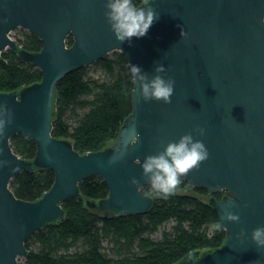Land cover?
I'll list each match as a JSON object with an SVG mask.
<instances>
[{
  "label": "water",
  "instance_id": "1",
  "mask_svg": "<svg viewBox=\"0 0 264 264\" xmlns=\"http://www.w3.org/2000/svg\"><path fill=\"white\" fill-rule=\"evenodd\" d=\"M149 2L158 19L143 37L121 43L106 22V0H0V58L10 49L41 73L39 81L0 91V104L12 115L0 136V264H20L18 258L28 253L24 242L62 217V202L79 197L78 182L90 175L99 176L108 192L86 205L105 214L146 213L153 199L141 191L148 183L137 161L196 126L205 129L203 136L193 135L209 157L183 178L209 193L223 191L208 204L226 230L220 246L190 250L171 264H264V249L251 240L252 230L264 225V0ZM17 27L36 36L40 49L20 47L9 35ZM113 51L149 78L163 64L161 75L175 81L171 103L144 101L132 78L131 110L117 137L102 149L80 153L68 138L51 133L54 88L69 71ZM19 133L34 141L33 159L10 147ZM37 168L52 170L50 187L33 200L16 197L10 179ZM133 178L138 184L130 183ZM229 201L238 223L224 219ZM242 229L245 236L238 237Z\"/></svg>",
  "mask_w": 264,
  "mask_h": 264
},
{
  "label": "trees",
  "instance_id": "2",
  "mask_svg": "<svg viewBox=\"0 0 264 264\" xmlns=\"http://www.w3.org/2000/svg\"><path fill=\"white\" fill-rule=\"evenodd\" d=\"M15 41L27 51L41 47V41L25 29ZM66 43H72L71 36ZM92 66L91 71L86 65L66 73L53 93L51 133L68 138L80 153L111 144L131 110L133 81L123 54L113 51ZM40 78L38 68L19 60L10 49L2 51L0 91L18 89ZM9 144L21 158L33 159L36 146L30 137L15 134ZM53 179L51 169L22 170L10 179L9 187L16 197L33 200ZM78 187L79 197L62 202V217L24 242L28 253L18 258L20 264H171L190 250L213 249L223 241L224 230L212 228L220 220L208 204L211 195L219 199L223 191L209 193L190 186L182 177L174 193L164 198L148 184L141 187L153 199L146 213L113 215L85 203L107 196L99 176L83 178Z\"/></svg>",
  "mask_w": 264,
  "mask_h": 264
},
{
  "label": "clouds",
  "instance_id": "3",
  "mask_svg": "<svg viewBox=\"0 0 264 264\" xmlns=\"http://www.w3.org/2000/svg\"><path fill=\"white\" fill-rule=\"evenodd\" d=\"M105 19L110 30L118 42L130 41L132 37H143L153 22L158 19V14L151 6L149 0H143L142 5H137L134 0H106ZM181 36L186 33L180 32ZM129 65L130 73L135 84H139V95L144 101L155 100L164 104L171 103L174 93L175 81L171 77L165 78L166 69L163 64L154 68L156 75L149 78L148 73L143 72L139 66ZM12 122L11 111L4 104H0V136L4 135L7 127ZM203 136L205 129L196 126L192 132L181 135L178 140H170L163 145L162 150L148 155L143 162L137 161L142 168V178L146 179L152 191L157 196L167 198L172 195L181 184V178L189 172L199 169L202 162L208 159L209 152L202 140L195 139ZM139 133L135 135L132 143H137ZM131 184L138 181L133 178ZM232 201L224 205V219L238 223L240 217L229 209ZM215 231L226 230L220 222L212 224ZM245 236L242 229L238 237ZM251 240L258 249H264V225L254 228L251 232Z\"/></svg>",
  "mask_w": 264,
  "mask_h": 264
},
{
  "label": "rangeland",
  "instance_id": "4",
  "mask_svg": "<svg viewBox=\"0 0 264 264\" xmlns=\"http://www.w3.org/2000/svg\"><path fill=\"white\" fill-rule=\"evenodd\" d=\"M21 29L22 28L17 27L15 29L11 30L10 33H9L10 37L15 40V38L17 37V35H19V32H20ZM88 66H91V69H90V71H91L93 69L92 63L89 64ZM92 73H93V75H97L98 72H94V70H93Z\"/></svg>",
  "mask_w": 264,
  "mask_h": 264
},
{
  "label": "flooded vegetation",
  "instance_id": "5",
  "mask_svg": "<svg viewBox=\"0 0 264 264\" xmlns=\"http://www.w3.org/2000/svg\"><path fill=\"white\" fill-rule=\"evenodd\" d=\"M140 1H141V0H139L138 3H139ZM138 3H137V4H138Z\"/></svg>",
  "mask_w": 264,
  "mask_h": 264
}]
</instances>
